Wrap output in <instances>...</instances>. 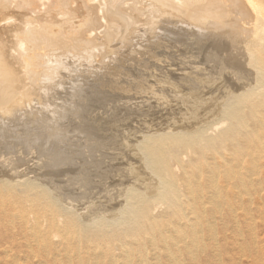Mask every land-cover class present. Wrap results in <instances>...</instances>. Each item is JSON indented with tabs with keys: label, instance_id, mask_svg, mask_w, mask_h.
Listing matches in <instances>:
<instances>
[{
	"label": "bare ground",
	"instance_id": "bare-ground-1",
	"mask_svg": "<svg viewBox=\"0 0 264 264\" xmlns=\"http://www.w3.org/2000/svg\"><path fill=\"white\" fill-rule=\"evenodd\" d=\"M240 203L264 207V0H0V264H202Z\"/></svg>",
	"mask_w": 264,
	"mask_h": 264
},
{
	"label": "rangeland",
	"instance_id": "rangeland-1",
	"mask_svg": "<svg viewBox=\"0 0 264 264\" xmlns=\"http://www.w3.org/2000/svg\"><path fill=\"white\" fill-rule=\"evenodd\" d=\"M243 18L246 22L252 23L253 16L251 14L247 13ZM82 68L86 69L88 68V65L81 67V69ZM79 79L81 80L82 78ZM69 85L71 86L72 84L69 83L67 85L68 88L70 87ZM245 197L246 196L244 195V198ZM240 204L234 205L232 210L228 208L224 209L222 215H216L215 220L213 221V226L215 227L216 232L215 240L211 238L207 227H205L203 241L198 244V250H196V248L193 256L192 254L185 255L184 258L188 261L200 260L202 264H251L248 260L247 250V240L251 234L249 225L253 222L256 224H254V236L256 237L258 246H261L264 250V207L261 209H251L244 203ZM231 211H233V214ZM251 217L254 219L253 222L249 219ZM223 220L226 221V226H223ZM224 228L226 229L224 230ZM194 257L196 258L194 259ZM252 264L258 263L256 261Z\"/></svg>",
	"mask_w": 264,
	"mask_h": 264
}]
</instances>
